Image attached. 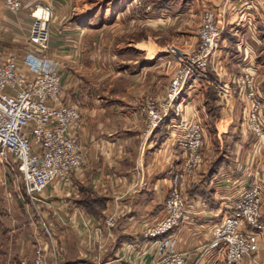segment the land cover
<instances>
[{"label":"crops","instance_id":"1","mask_svg":"<svg viewBox=\"0 0 264 264\" xmlns=\"http://www.w3.org/2000/svg\"><path fill=\"white\" fill-rule=\"evenodd\" d=\"M223 16L224 29L210 71L230 80L254 66L259 91L264 92V17L256 0H201ZM34 5L48 6V41L45 56L59 62L62 99L78 107L81 120L76 134L84 155L83 166L72 176V186L54 182L43 191V200L30 203L18 195L0 203L3 241L0 264L30 260L37 244L44 246L48 264H153L161 251L160 239L175 238V250L185 254V264H224L217 249L204 250L211 232L230 208L236 194L249 182L250 171L261 168L264 186V143L259 150L246 133L243 103L233 95L220 99L209 89L187 80L170 110L152 131L145 132L140 100L156 96L164 102L172 79L171 58L153 36L115 41L116 58H91V34L126 23L127 11H92L85 0H22L17 13L0 0V54H23L33 24ZM171 2L164 0L145 10L148 21L170 18ZM129 24L138 23L135 10ZM262 23V24H261ZM182 47L190 51L197 36ZM100 45L107 46L100 37ZM160 49V50H156ZM103 57V56H102ZM24 69L23 64H19ZM202 127L203 161L196 172L184 176L187 197L184 218L172 232L144 238L163 215V203L180 172L184 153L179 142L189 127ZM219 164L214 170V164ZM104 199L99 214L89 213L82 200ZM66 217L67 223L59 221ZM114 217L108 228L105 218ZM5 221V222H4ZM45 228L50 232L45 231ZM241 264H264V246Z\"/></svg>","mask_w":264,"mask_h":264},{"label":"built area","instance_id":"2","mask_svg":"<svg viewBox=\"0 0 264 264\" xmlns=\"http://www.w3.org/2000/svg\"><path fill=\"white\" fill-rule=\"evenodd\" d=\"M256 2L264 16V0ZM2 6L17 13L22 0H2ZM30 15L33 24L25 52L0 54V163L17 172L24 196L30 203L38 204L44 199L43 191L49 184L72 186L73 173L83 166L84 155L76 134L80 110L62 99L59 67L50 65L44 55L50 9L34 5ZM223 29V16L211 8L204 9L196 46L182 51L174 60L176 70L164 102L149 98L139 104L147 131L158 126L184 83L191 80L213 90L223 100L236 94L243 103V128L253 136L254 150L260 149L264 143V92L259 91L255 67L245 68L230 82L210 71ZM20 63L24 69L19 67ZM179 145L184 153L180 172L172 177L161 219L143 233L144 238L164 236L174 231L184 218L187 203L182 190L184 176L193 175L202 163L203 133L198 122L190 125L187 137ZM260 173L258 166L250 171L247 186L236 194L230 212L213 228L212 240L204 249H217L223 255L224 264H241L244 257L254 255L264 246V186ZM3 184L6 185L5 178ZM18 194L22 195L20 188ZM59 221L64 224L61 217ZM104 222L110 228L114 226V217L108 216ZM45 231L50 233L47 228ZM175 241L170 235L160 239L161 251L153 264H185V254L175 250ZM21 264H48L44 246L37 244L30 262L22 260Z\"/></svg>","mask_w":264,"mask_h":264},{"label":"rangeland","instance_id":"3","mask_svg":"<svg viewBox=\"0 0 264 264\" xmlns=\"http://www.w3.org/2000/svg\"><path fill=\"white\" fill-rule=\"evenodd\" d=\"M162 1L164 0H85V4L88 7H90L92 11H98V10L103 11L107 9L108 19L113 18L115 10L124 8L125 9L124 11H127L126 12L127 20L126 23H124L123 25H117L112 29H106V31L102 32V34L100 35L98 32H95L94 35L93 33L91 34L90 37L91 39L93 38L92 39L93 44L89 49L91 51L90 57L116 58L114 56L115 41L118 40V42H125L131 37L138 38L141 40V39H146L147 36L151 35L153 36V39L158 46L159 45L163 46L161 50H163L165 53L171 52L170 56L171 58H173V61L171 62L170 67L173 70L172 72L173 74L176 70V63L174 62V60L180 55L182 51L184 52V49L182 47L184 46L185 38L186 41L189 40V37L184 35L196 34L197 36V30L199 28L202 12L204 11L205 6L202 5L201 0H170L171 11H170L169 19L158 22L156 20L153 22L148 21V19L145 17L146 15L145 10L157 6ZM132 10H135V12H137L140 16V20L137 21L138 23L133 24V26L128 23L130 21L128 14L132 12ZM100 37L106 39L107 46L103 47L100 45V41H99ZM26 48H27V43L24 46L25 50ZM156 50H160V49H156ZM47 59L50 60V65L58 66L60 68L59 62L57 60L50 57H47ZM149 98L157 99L156 96H148L142 98L140 102ZM146 131H147V127H146V119H145V132ZM202 161H203V157H202ZM4 178L6 180V185L3 184ZM21 183H22L21 179L14 169H11L5 163H0V203L1 204L5 200L12 202L15 199L19 198L18 188H20V193L22 194L21 196L26 199V197L23 194V190L21 189ZM60 217L61 220L64 222V224H66L68 219L64 216H60ZM0 218L1 221L5 220L3 219L2 214H0ZM2 236L3 235L1 234V230H0V248L1 247L3 248L4 238ZM1 259L2 256H0V260ZM30 260L25 259L26 263L30 262Z\"/></svg>","mask_w":264,"mask_h":264},{"label":"trees","instance_id":"4","mask_svg":"<svg viewBox=\"0 0 264 264\" xmlns=\"http://www.w3.org/2000/svg\"><path fill=\"white\" fill-rule=\"evenodd\" d=\"M214 170H217L219 167V164H214L213 165ZM82 203L85 207V209L91 213V214H99L100 211L103 209L104 207V199L100 198V197H90V196H86L83 200Z\"/></svg>","mask_w":264,"mask_h":264}]
</instances>
